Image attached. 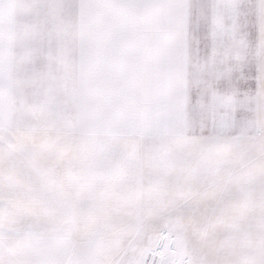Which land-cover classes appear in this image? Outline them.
I'll return each instance as SVG.
<instances>
[{"label":"snow or ice","instance_id":"1","mask_svg":"<svg viewBox=\"0 0 264 264\" xmlns=\"http://www.w3.org/2000/svg\"><path fill=\"white\" fill-rule=\"evenodd\" d=\"M0 264H264V0H0Z\"/></svg>","mask_w":264,"mask_h":264}]
</instances>
